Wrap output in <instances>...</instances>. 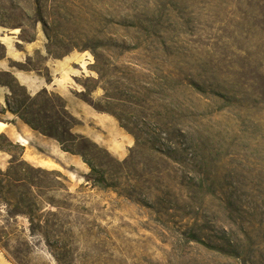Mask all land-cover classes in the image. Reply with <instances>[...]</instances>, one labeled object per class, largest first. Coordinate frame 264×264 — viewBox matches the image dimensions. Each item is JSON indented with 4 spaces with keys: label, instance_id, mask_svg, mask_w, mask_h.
I'll list each match as a JSON object with an SVG mask.
<instances>
[{
    "label": "rangeland",
    "instance_id": "374dc122",
    "mask_svg": "<svg viewBox=\"0 0 264 264\" xmlns=\"http://www.w3.org/2000/svg\"><path fill=\"white\" fill-rule=\"evenodd\" d=\"M0 31L12 70L81 59L72 96L121 132L93 141L57 92L21 115L62 144L0 116L77 154L35 142L57 164L38 166L7 146L9 263L264 264V0H0Z\"/></svg>",
    "mask_w": 264,
    "mask_h": 264
},
{
    "label": "crops",
    "instance_id": "0c3cea01",
    "mask_svg": "<svg viewBox=\"0 0 264 264\" xmlns=\"http://www.w3.org/2000/svg\"><path fill=\"white\" fill-rule=\"evenodd\" d=\"M2 35L3 33L0 31V42L5 44V38ZM14 55L15 53L12 48L7 46L6 58L2 60L0 59V72H10L19 84L26 88L32 97L37 96L42 91H47L48 93H59L65 100L66 108L72 114L80 116L83 120L84 126L83 131H81L82 134L88 136L95 142H107V136L101 137L98 134L96 127L121 135L119 127H117L114 122L109 121L102 115L96 113L90 107L83 105L72 96V87L68 81V78L72 76L70 67L71 64L77 60L81 62V59L72 55L71 57L69 56L58 61L47 60L46 68L49 70V77L44 78L41 75L34 74L33 72L12 70L9 67V60L13 58ZM9 94L10 93L8 91L0 89V104L2 106L6 105V97ZM4 121L5 124L0 130V134L4 133L10 140L24 147V153L21 157L22 160L27 162H31L33 160L32 162H35L38 166H44L43 164L45 163L57 165L56 163L44 158L43 155H39L32 150V144L35 142H38L40 146H45L57 156L66 154L60 150L58 145L37 137L35 132H30L28 129L20 126L18 122L14 121V119H6ZM21 140L27 142V144L22 143ZM11 158L12 156L9 153L0 152V170H6L9 167ZM5 260L8 262L6 258Z\"/></svg>",
    "mask_w": 264,
    "mask_h": 264
},
{
    "label": "trees",
    "instance_id": "16d2710c",
    "mask_svg": "<svg viewBox=\"0 0 264 264\" xmlns=\"http://www.w3.org/2000/svg\"><path fill=\"white\" fill-rule=\"evenodd\" d=\"M235 7L238 10V5H235ZM249 38H250L251 42L253 41V43H254V41L256 39V33H255V27L253 25H251V27H250ZM0 47H1V44H0ZM5 58H6V54H2L0 52V59L2 60ZM24 71L32 72V70H24ZM0 76H6V77H9L11 79L9 84H6V85L0 84V86H5L10 90V94L7 95V97H6V101H5L6 105L2 106L0 104V116L5 114L8 111V112L12 113L13 115L18 116L25 124H27L34 131L40 132L44 136L53 138L56 141H58L60 144H62L60 138L56 134H53L49 130L40 129V127L36 126L35 123H33L32 121H30L29 119H27L26 117L21 115V111L23 109H26L28 104H30V103L35 104V101L39 97H41L42 95H48V92L42 91L37 96L32 97L28 93L26 88L21 86L19 84V82L14 78V76L10 72H0ZM14 90H17V92ZM49 109H50V107L40 110V114L43 115V117H44V120L42 118V121L46 125L47 128H48V126H51L50 122L55 121V117L52 116V113L50 112ZM64 109H66V104H65ZM0 122L5 123V121L1 118H0ZM122 127H124V125H122ZM124 128H126V127H124ZM7 146H13V141L10 140L4 133H2V134H0V152H7L12 156V153H11V151H9L7 149ZM63 151L66 153H71L73 155H77V154L73 153L72 151H70L69 149L63 148ZM23 153H24V147H21L20 157L23 156ZM14 159L15 158L12 156V160H14ZM11 165H12V162H11ZM188 240L198 242L195 237H189Z\"/></svg>",
    "mask_w": 264,
    "mask_h": 264
},
{
    "label": "bare ground",
    "instance_id": "6f19581e",
    "mask_svg": "<svg viewBox=\"0 0 264 264\" xmlns=\"http://www.w3.org/2000/svg\"><path fill=\"white\" fill-rule=\"evenodd\" d=\"M4 122L2 123V122H0V130L4 127ZM7 126V125H6ZM21 142L22 143H24V144H27V142H25V141H23V140H21ZM123 157V156H122ZM32 160V159H31ZM33 161V160H32ZM31 161V162H32ZM38 162V161H37ZM51 163V162H50ZM42 164V163H41ZM40 164V165H41ZM44 166H49L50 164L49 163H45V164H43ZM0 264H9L6 260H5V258H4V256H3V254L2 253H0Z\"/></svg>",
    "mask_w": 264,
    "mask_h": 264
}]
</instances>
